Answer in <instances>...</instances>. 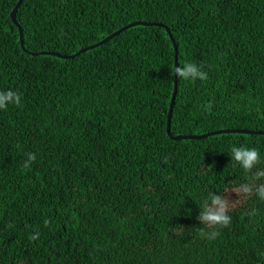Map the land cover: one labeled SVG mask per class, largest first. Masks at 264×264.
Instances as JSON below:
<instances>
[{
    "label": "trees",
    "instance_id": "1",
    "mask_svg": "<svg viewBox=\"0 0 264 264\" xmlns=\"http://www.w3.org/2000/svg\"><path fill=\"white\" fill-rule=\"evenodd\" d=\"M18 1L0 0V92L20 96L0 108V264H264V200L233 190L264 185V133L166 132L170 36L177 68L208 75H177L171 134L264 132V0H21L24 49ZM136 22L163 26L30 55ZM234 146L261 162L246 172ZM212 195L227 227L200 219Z\"/></svg>",
    "mask_w": 264,
    "mask_h": 264
},
{
    "label": "clouds",
    "instance_id": "2",
    "mask_svg": "<svg viewBox=\"0 0 264 264\" xmlns=\"http://www.w3.org/2000/svg\"><path fill=\"white\" fill-rule=\"evenodd\" d=\"M174 75H178L179 78L187 79H196L207 80L208 75L206 72L201 71L195 64L186 63L183 67L176 68L174 70ZM15 102L17 105L20 103V96L17 93L9 91L7 93L0 92V108H5L6 103ZM211 106L209 105V108ZM232 158L234 161L238 162L243 166V169L246 172H251L252 169L258 165L260 161V153L255 148L247 147H233L231 149ZM36 157L34 154H28V162H26L25 167H28L30 162L35 161ZM252 183L243 184L242 187L235 188L238 194H243L246 197H250L253 192L260 197L261 200H264V185L256 186L255 181L261 179V174L257 173L252 176ZM227 191V190H226ZM211 206L208 205L206 201L203 205L204 211L200 215V219L204 221L205 225L209 228L215 229L216 226L227 227L231 223V216L228 215L230 210L231 201L224 197L212 195L210 197ZM254 214V213H253ZM47 224V221H45ZM201 235H205L204 228L198 229ZM209 239H215L218 235V231H211L207 233ZM39 238V233L31 237L32 240Z\"/></svg>",
    "mask_w": 264,
    "mask_h": 264
},
{
    "label": "water",
    "instance_id": "3",
    "mask_svg": "<svg viewBox=\"0 0 264 264\" xmlns=\"http://www.w3.org/2000/svg\"><path fill=\"white\" fill-rule=\"evenodd\" d=\"M21 0H19L16 4V6L13 8L12 12L10 13V17L11 19L13 20V22L19 27V41H20V46L22 49H24V45H23V42H22V29L20 28L17 20L15 19V14H16V11H17V8L20 4ZM136 25H158V26H163L161 24H149V23H143V22H136V23H132L130 24V26H125L123 28H121L120 30H118L117 32L115 33H112L111 35L105 37L104 39H102L101 41H99L98 43L96 44H93V45H90L88 47H85V48H82L80 50H78L75 54L73 55H69V56H64V55H60V54H57V53H52V52H40V53H34V52H30V55L32 56H36V55H39V54H42V55H52L53 57H58V58H61V59H69V58H73L77 55H79L80 53H83V52H86L88 50H91L93 48H96L104 43H106L109 39H111L112 37L118 35L119 33H122L124 31H126L127 29H130ZM167 32L169 33V30L167 29ZM170 40L172 41L173 43V47H174V51H175V64H174V70L177 68V58H176V45L174 44V41L172 39V37L170 36ZM177 76L174 75V92H173V96H172V100H171V103H170V110H168V114H167V122H166V132H167V135L172 139V140H185V139H188V140H199V139H205L207 138L208 136H212V135H216V134H221V133H246V134H249V133H264V132H252V131H244V130H218V131H212V132H209L208 134L206 135H176V136H173L170 132V119H171V113H172V110L174 108V103H175V99H176V94H177Z\"/></svg>",
    "mask_w": 264,
    "mask_h": 264
}]
</instances>
